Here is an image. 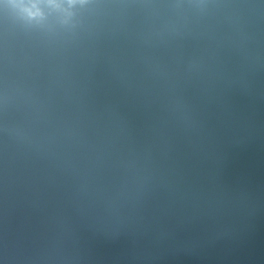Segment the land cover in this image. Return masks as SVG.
<instances>
[{"label": "water", "instance_id": "95a60500", "mask_svg": "<svg viewBox=\"0 0 264 264\" xmlns=\"http://www.w3.org/2000/svg\"><path fill=\"white\" fill-rule=\"evenodd\" d=\"M0 264H264V0H0Z\"/></svg>", "mask_w": 264, "mask_h": 264}]
</instances>
